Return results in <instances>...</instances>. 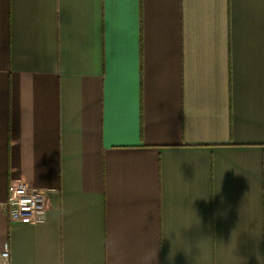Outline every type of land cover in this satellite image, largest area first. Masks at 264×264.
<instances>
[{"label": "crops", "instance_id": "crops-1", "mask_svg": "<svg viewBox=\"0 0 264 264\" xmlns=\"http://www.w3.org/2000/svg\"><path fill=\"white\" fill-rule=\"evenodd\" d=\"M10 177L39 221L3 210ZM0 264H264V0H0Z\"/></svg>", "mask_w": 264, "mask_h": 264}, {"label": "built area", "instance_id": "built-area-1", "mask_svg": "<svg viewBox=\"0 0 264 264\" xmlns=\"http://www.w3.org/2000/svg\"><path fill=\"white\" fill-rule=\"evenodd\" d=\"M46 207L47 197L43 189L31 188L21 179L10 177L3 210L11 221L21 224H34L39 221ZM7 256L8 248L4 244L0 257L5 260Z\"/></svg>", "mask_w": 264, "mask_h": 264}]
</instances>
